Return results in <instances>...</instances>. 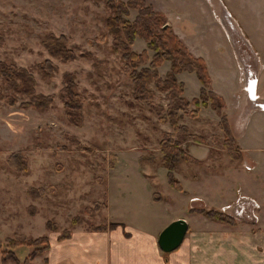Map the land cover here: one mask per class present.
<instances>
[{"label": "rangeland", "instance_id": "obj_1", "mask_svg": "<svg viewBox=\"0 0 264 264\" xmlns=\"http://www.w3.org/2000/svg\"><path fill=\"white\" fill-rule=\"evenodd\" d=\"M228 1L248 29L262 30V20L256 19V14L262 12L263 0ZM201 2V9L208 6L206 0ZM205 14L208 22H212L203 27L210 42L226 46L231 45V39L237 44L240 40L248 47L239 26L224 7L218 15L223 26L213 13L211 19ZM110 16L112 13L104 0H0V62L27 69L36 79L39 94L55 96L46 111L10 107L6 100L0 101L1 250L6 249V239L14 235L34 239L48 236V221L59 224L62 230H73L75 218H79L76 227L85 228L147 218L151 209L146 200L152 191L155 198L163 199L164 207L182 204L183 195L169 186L168 171L161 165L162 134L173 133V129L144 102L135 100L131 79L123 72L120 56L111 52L115 35L107 28ZM50 33L69 38V46L77 55L75 61L63 64L48 54L42 40ZM141 46H146V42L139 39L135 50ZM224 52L228 55L227 50ZM227 59L228 66L220 70L225 78L228 76L229 85L239 87V66L229 56ZM46 60L57 68L52 74L41 70ZM165 71L166 67L160 70ZM68 75L73 77L76 92L84 98L83 127L71 125L65 115L61 91L67 86ZM188 88L193 90V85L188 83ZM150 89L156 91L153 84ZM0 92L5 98L15 97L17 104L25 101L7 89L1 76ZM155 102L166 108L167 94L156 92ZM231 111L229 107L227 113L236 131L247 119L244 114L232 116ZM249 123V127L264 124V119L257 115ZM180 124L188 126L191 133L205 137L216 155L224 154H220L223 147L217 135L222 132L217 123L207 117L197 120L183 115ZM236 135L239 137L237 132ZM252 138L242 137L244 148L248 139L252 144L260 141L256 132ZM181 148L198 159L209 153L208 148L193 141L183 143ZM18 151L28 161V172L19 173L7 166V158ZM254 155L262 159L261 153ZM143 156L151 161L142 162ZM202 172L203 168L181 163L175 175L191 195L197 192L208 201L215 199L219 190L204 184V180L199 185L192 181ZM32 188H44L48 193L36 201L29 196ZM239 189L234 190L236 195ZM97 204L99 208L95 209ZM108 204L110 208L106 211ZM30 207L35 208V217L31 216ZM201 207H204L202 203L192 205L195 209ZM30 252L28 247L15 250L21 261ZM33 264H41V259L37 258Z\"/></svg>", "mask_w": 264, "mask_h": 264}, {"label": "crops", "instance_id": "obj_2", "mask_svg": "<svg viewBox=\"0 0 264 264\" xmlns=\"http://www.w3.org/2000/svg\"><path fill=\"white\" fill-rule=\"evenodd\" d=\"M120 1L127 3L129 0ZM146 2L166 16L168 26L195 57L206 61L213 91L225 100L224 112L243 155L241 159L233 160L224 148L219 151L220 154H224L216 155L213 148L203 145L208 148L209 153L202 159L193 156L201 162L196 166L203 168V172L201 176L193 177L192 181L197 184L204 180V184L207 183L209 187L219 190L215 199L210 198L208 201L197 192L191 195L180 182L183 188V192L178 191L183 195L181 206L178 204L164 207L163 199L160 196L155 198L152 191L146 200L148 209H151L149 217L142 219L135 217L134 220L126 219L125 222L111 221L105 226L111 224L118 226L97 232L83 226L75 227L71 230L72 237L64 241H59L60 232H49L50 250L38 258L41 259V264H44V259L48 260V264H264V124L249 127V122H252L255 116L259 115L264 119V110L259 106L264 104V0L262 12L260 10L256 14V19L262 20L261 31L253 27L248 29L237 16V9L228 0H206L208 6L203 9L200 6L201 0H146ZM222 7L239 26L248 43V55L252 56L253 62H248L241 56L239 48L231 38V45L226 46L210 42V36H207L203 27L207 28L208 23L212 22L211 20L208 22L205 13L207 12L209 18L213 13L221 24L218 15ZM129 13V18L134 21L137 11L129 10ZM174 19L177 20L174 22ZM138 40L133 46V51L141 53L147 50V44L135 50ZM224 50L228 51V55ZM149 55L152 57L154 53L149 51ZM227 56L231 62H236L239 66L241 88L229 85L228 76L225 78L224 71L220 70L228 66ZM163 67H166L165 73L160 72ZM170 69V62H165L158 69L159 75L164 78ZM195 77L197 78L195 74L190 73L177 75L179 83L184 84V97L189 101L200 96L202 85ZM253 79L257 82L256 91L260 101L253 99L245 91ZM188 83L193 85V90L188 88ZM229 107L233 111L232 116L234 114L242 117L244 114L247 119L245 125L240 121L236 131L227 113ZM212 111L211 108H201L197 120L207 117L208 120L219 124L220 118L217 114L213 116ZM259 131L260 133H257ZM253 132H256L260 141L256 140L252 144L248 140L252 138ZM244 135L247 138L249 136L246 148L241 143ZM217 136L221 137L223 143V133ZM260 153L262 159L254 155ZM237 187L240 188L237 191L238 195L234 191ZM193 203H202L206 209H214L229 215L234 218L236 225L229 226L212 221L202 214L191 213ZM109 208L108 204L106 211ZM179 220L187 222L189 231L177 250L164 253L158 244L159 236L170 224Z\"/></svg>", "mask_w": 264, "mask_h": 264}, {"label": "trees", "instance_id": "obj_3", "mask_svg": "<svg viewBox=\"0 0 264 264\" xmlns=\"http://www.w3.org/2000/svg\"><path fill=\"white\" fill-rule=\"evenodd\" d=\"M108 10L112 13L107 19V28L115 35L111 52L118 55L123 63V72L128 75L133 85V96L135 100L144 102L146 106L164 123L170 125L173 133H163L160 141V148L163 154L162 167L167 173L169 186L179 192H183L180 181L176 178L175 171L181 163L199 165L201 162L191 156L181 145L187 141L197 144L207 145L208 141L201 135L191 133L188 126L181 125L183 115L192 119L199 116L201 108H211L220 118L218 127L223 133V148L233 160L242 157L239 146L231 130L230 122L225 114L226 103L223 97L213 91L212 79L206 61L203 58L195 57L180 39L175 31L168 26L167 18L149 5L146 0H129L124 3L120 0H104ZM129 10L137 11L134 21L127 20ZM137 39L146 42L147 50L136 53L133 46ZM236 43L240 54L248 62H253L252 56L248 55V47L237 40ZM43 47L52 58H58L63 64H68L77 59L75 51L69 46V38L65 35L55 36L50 33L42 40ZM149 51L154 55L150 57ZM170 62V72L162 78L158 69L165 63ZM41 70L46 74H52L57 70L54 63L46 60L41 65ZM181 73L195 74L199 79L202 88L198 99L192 101L184 97V84L179 83L177 75ZM0 76L2 77L8 90L17 93L25 101L17 104L15 97L5 98L0 92V101L6 100L10 107L18 105L25 110L46 111L54 103V95H43L37 92V82L35 77L25 68L16 65L0 62ZM67 86L61 91L62 99L65 100L64 111L66 118L71 125L83 127L84 124V98L76 92L75 82L71 75H68ZM153 84L156 91L150 89ZM156 92L166 93L168 105L164 106L155 102ZM194 108V109H192ZM1 111V109H0ZM216 137L214 138V140ZM142 162H149L146 156L141 158ZM7 166L19 173L28 172L29 164L20 151L12 153L7 158ZM1 170V167H0ZM48 193L44 188H32L29 196L36 201H40ZM99 205H95L98 209ZM31 216L35 217V208L30 207ZM191 213L202 214L206 218L229 226H235L236 221L229 215L218 212L214 209L201 207L191 209ZM72 225H79V218L72 221ZM117 224L110 226L91 227L90 231H104L108 227L115 228ZM48 232H60L59 241L68 240L72 237V231L62 230L60 225L48 221L46 223ZM5 250L0 249L1 264H32L38 257L46 255L50 250V241L47 235L38 238H30L25 235H14L5 241ZM19 247H28L31 252L24 261H21L15 250ZM44 264L48 260L44 259Z\"/></svg>", "mask_w": 264, "mask_h": 264}, {"label": "water", "instance_id": "obj_4", "mask_svg": "<svg viewBox=\"0 0 264 264\" xmlns=\"http://www.w3.org/2000/svg\"><path fill=\"white\" fill-rule=\"evenodd\" d=\"M256 83L255 79H253L249 85L250 94L253 99L256 92ZM259 106L264 110V104H260ZM188 231L189 226L184 220L173 222L159 236L158 244L160 249L164 253L174 252L182 245Z\"/></svg>", "mask_w": 264, "mask_h": 264}, {"label": "built area", "instance_id": "obj_5", "mask_svg": "<svg viewBox=\"0 0 264 264\" xmlns=\"http://www.w3.org/2000/svg\"><path fill=\"white\" fill-rule=\"evenodd\" d=\"M246 91H248L249 92V95L251 96V94H250V86L246 87ZM254 99L255 100H258L259 99V96L256 95V92H255V95H254Z\"/></svg>", "mask_w": 264, "mask_h": 264}]
</instances>
